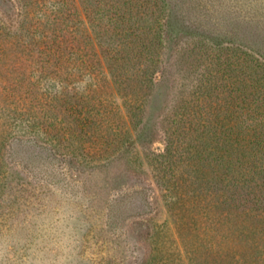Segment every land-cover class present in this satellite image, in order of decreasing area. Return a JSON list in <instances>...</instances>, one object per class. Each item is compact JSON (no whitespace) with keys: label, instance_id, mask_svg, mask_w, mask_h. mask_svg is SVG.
<instances>
[{"label":"rangeland","instance_id":"rangeland-1","mask_svg":"<svg viewBox=\"0 0 264 264\" xmlns=\"http://www.w3.org/2000/svg\"><path fill=\"white\" fill-rule=\"evenodd\" d=\"M74 2L80 22L73 40L99 55L95 33ZM170 4L179 40L204 36L264 54V0ZM18 11L16 0H0V264H264L263 219L218 201L225 176H181L191 185L177 189L173 212L183 214L174 222L143 156L160 160L167 94L201 65L181 72L168 50L156 87L142 92L140 116L122 114L127 133L116 124L112 152L82 165L38 132L46 125L36 118L37 103L52 86L38 84L29 61L32 37L9 33L18 28ZM257 180L264 190V176ZM205 205L210 215L193 221L191 211Z\"/></svg>","mask_w":264,"mask_h":264},{"label":"trees","instance_id":"trees-1","mask_svg":"<svg viewBox=\"0 0 264 264\" xmlns=\"http://www.w3.org/2000/svg\"><path fill=\"white\" fill-rule=\"evenodd\" d=\"M16 1L19 24L9 33L32 37L29 61L39 71L38 84L52 86L37 103L36 118L46 125L38 132L54 137L62 156L66 150L73 161L91 165L111 153L116 124L122 130V114L140 116L142 92L156 87L170 50L181 72L201 65L167 94L160 160L143 154L173 221L183 214L173 212L177 189L191 185L181 176L193 175L225 176L218 201L264 222L263 182L257 180L264 176L263 53L204 36L179 40L170 0H77L95 33L97 55L73 40L80 22L75 0ZM196 197L197 203L201 194ZM209 215L207 205L191 211L193 221Z\"/></svg>","mask_w":264,"mask_h":264}]
</instances>
